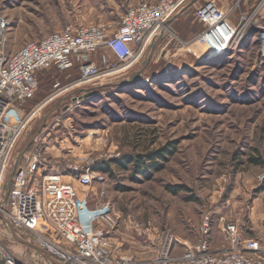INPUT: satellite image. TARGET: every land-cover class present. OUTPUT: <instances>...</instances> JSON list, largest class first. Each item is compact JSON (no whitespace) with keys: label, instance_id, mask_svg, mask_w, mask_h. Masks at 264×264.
<instances>
[{"label":"rangeland","instance_id":"374dc122","mask_svg":"<svg viewBox=\"0 0 264 264\" xmlns=\"http://www.w3.org/2000/svg\"><path fill=\"white\" fill-rule=\"evenodd\" d=\"M145 1L156 0H0V18L8 22L0 34V52L11 54L27 41L39 40L68 24L113 26L128 7ZM205 1L187 0L171 21L173 33L164 31L126 72L103 77L89 87L93 93L78 103L71 104V98L90 89L75 87L47 105L19 140L13 153L16 162L10 164L6 181L10 182L44 123L48 130L40 142L48 147V159L55 157L62 163H50L49 169L61 174L67 173L63 164L76 162L77 157L92 158L94 164L123 155L142 159L164 149V159H158L162 168L149 179L134 174L131 165L127 170L113 166L103 185L74 184L91 202L103 192L105 201L112 203L118 224L111 241L122 253L153 254L165 230L192 243L205 213H211L214 222L224 216L242 233L261 241L264 0H212L227 15L231 33L218 32L216 38L214 33L210 42H196L208 29L195 15ZM233 32L239 37L237 45L226 51ZM136 72L139 75L133 78ZM38 77V93L26 108L49 93L55 81L65 85L80 74L50 68ZM66 106L71 107L63 111ZM251 156L260 157L262 164L251 163ZM169 185L179 186L177 192L172 193ZM5 196L3 190L1 197ZM136 225L150 230L156 245L140 235ZM7 234L0 224L2 242L25 264H50L41 252ZM23 238L32 243L31 235ZM225 243L215 228L212 247Z\"/></svg>","mask_w":264,"mask_h":264},{"label":"built area","instance_id":"2783aa9c","mask_svg":"<svg viewBox=\"0 0 264 264\" xmlns=\"http://www.w3.org/2000/svg\"><path fill=\"white\" fill-rule=\"evenodd\" d=\"M186 2H140L128 7L113 26L68 24L39 40L27 41L11 54L0 52V224L10 233L7 234L10 239H14L12 231L22 239L24 234L31 235V244L38 250L33 249L41 252L50 264H264V234L260 241L242 233L235 222L224 216L214 222L211 213L202 216L198 238L192 243L180 241L170 230H165L156 245L149 236L150 230L143 231L136 225V231L156 245L155 251L145 257L122 253L111 241L110 234L118 219L112 203L105 201L104 193L97 194L91 202L77 192L74 183L63 180L64 174L49 169L50 163H62L55 157L48 159V147L40 142L42 133L48 130L45 123L5 188L7 170L16 162L14 150L39 113L70 89L88 90L103 77L126 72L164 31L173 33L171 21ZM195 15L208 26L206 35L199 36L196 42H210L214 33L215 37L218 32H229L227 15L214 1H205ZM168 21L169 25H165ZM7 24L0 18V34ZM258 32L263 36L262 30ZM233 34L232 40L226 42V51L237 45L238 34ZM193 42L194 39L186 44ZM50 68L61 72L76 70L80 77L65 85L55 81L49 93L26 108L27 102L34 101L38 93L39 74ZM88 92L93 93L90 89L82 96H73L71 104L78 103ZM77 158L76 162L63 164L66 174L81 186L103 185L106 175L92 169L94 160ZM260 180H264V174ZM215 228L226 242L218 248L212 247ZM0 264H25L1 238Z\"/></svg>","mask_w":264,"mask_h":264},{"label":"trees","instance_id":"16d2710c","mask_svg":"<svg viewBox=\"0 0 264 264\" xmlns=\"http://www.w3.org/2000/svg\"><path fill=\"white\" fill-rule=\"evenodd\" d=\"M166 150H159L157 152H151L146 155V159L141 156H136V159L132 155H123L119 158L110 160H101L94 162L92 169L94 171H100L107 175H112L113 166L121 169L127 170L131 165L132 172L135 174L142 175L145 179H149L151 174L162 168L158 159H164V152ZM138 157V158H137ZM249 161L253 164H262V159L260 157L251 156ZM179 186H168V189L172 193H176ZM264 189V184L262 185Z\"/></svg>","mask_w":264,"mask_h":264},{"label":"water","instance_id":"95a60500","mask_svg":"<svg viewBox=\"0 0 264 264\" xmlns=\"http://www.w3.org/2000/svg\"><path fill=\"white\" fill-rule=\"evenodd\" d=\"M169 23H170V21L166 22L165 25H169ZM138 75H139V72H136V74H134V77H133V78H136ZM89 94H91V92H88L87 94H85L84 97H87ZM8 187H9V182H7L6 185H5V188H6V189H7ZM12 235H13V238H14L16 241H18V242H20V243H22V244H24V245H28V246H30L31 248H34V249H37V250H38V248H37L36 246H34L33 244H31V243L27 242L26 240H24V239L20 238L19 236H17L16 233H15L14 231H12Z\"/></svg>","mask_w":264,"mask_h":264},{"label":"crops","instance_id":"0c3cea01","mask_svg":"<svg viewBox=\"0 0 264 264\" xmlns=\"http://www.w3.org/2000/svg\"><path fill=\"white\" fill-rule=\"evenodd\" d=\"M163 36H164V35L159 36L158 39L160 40ZM97 56H98V55H97ZM97 56L94 57V61H95V62L97 61ZM39 75H40V74H39ZM43 96H44V95H43ZM40 98H42V97H40ZM40 98H39V99H40ZM37 100H38V99H37ZM65 179H71V180H65ZM63 180H64V181H68V182H69V181H70V182H74V184L76 183L75 180H74V178H73L71 175H69V174H64V176H63ZM75 185H77V184H75ZM76 187H77V186H76Z\"/></svg>","mask_w":264,"mask_h":264}]
</instances>
